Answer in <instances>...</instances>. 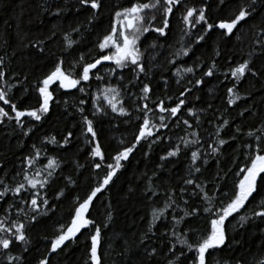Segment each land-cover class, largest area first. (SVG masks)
Masks as SVG:
<instances>
[{
    "label": "trees",
    "instance_id": "16d2710c",
    "mask_svg": "<svg viewBox=\"0 0 264 264\" xmlns=\"http://www.w3.org/2000/svg\"><path fill=\"white\" fill-rule=\"evenodd\" d=\"M134 2L136 0H105L102 16L93 25H89L87 23L88 10L80 13L70 10L76 0H0V57L4 60L5 79L8 84L16 85L10 93L13 102H16L18 107H37L36 85L52 70L58 57L65 61L64 68L66 70L79 74L82 71V67L77 65L80 56H84V62H92L94 58H97L100 53L96 48V42L110 31L115 11L129 7ZM204 2L209 6L206 13L209 22H216L217 18H228L231 10L236 6V0H225L224 4H219V0H204ZM183 3L188 7L201 6V0H183ZM57 7L65 9L59 17L50 14ZM177 7L179 10L175 11V15L171 18V30L167 37L157 40L156 34L149 32L142 38L144 46L153 41L157 44L155 49L149 48L145 53L146 67L150 70L146 82H149L153 89L152 99L162 98L174 106L180 91L184 87L192 86L188 84V81L194 82L195 79L200 78L212 60H216L218 65L216 75L211 78L205 77V83L198 89H193V92L188 95V103L183 110L181 120L189 119L190 123L194 124V128L188 129V132L193 130L198 132L201 145L193 146V150L200 148L205 153L204 158L208 160L207 165L202 168V174H195L198 177V182L208 185L211 190L210 195L214 193L213 185H220L223 191L231 193L234 184L241 178L236 175V172L239 167L243 166L245 153L248 151L244 145L252 143L246 133L250 130L255 131L264 124V80L249 78L241 82L240 95L246 96L248 93L251 95L247 99L238 100L236 104L229 106L227 87L231 86V82L226 80L223 74L229 71L230 65L225 58H232L231 66L246 59L247 52L253 46L254 37L250 25L245 24L230 37L222 36L218 30L213 29L207 34L204 41L194 44L193 41L202 27V25H198L193 30L191 37H184V40L181 41V29L184 28L181 16L185 12V8ZM257 7L259 11L253 20L257 19L261 12H264V7L259 5ZM45 8L48 11H44ZM156 15L159 17L158 12ZM77 26H80L79 33L72 31ZM52 31L56 32L55 37L47 39ZM66 34L77 41L71 48L67 47V41L64 40ZM38 39L45 40L46 50L44 53H40L37 48L33 47V43ZM189 45L192 48L188 56L178 58L176 65L167 63L172 53L180 49L181 46L188 47ZM217 50L220 51V56L215 55ZM152 55L156 56L155 60H151ZM197 58L202 63V67L196 71L194 76L186 74L181 83L177 84L176 80L179 78L173 75L176 67L194 66V61ZM109 63L105 62V65ZM74 65L76 66L73 67ZM261 65H264V60L257 59L256 66ZM111 66L114 67V65ZM100 74H103V70ZM124 76L125 80L122 85L128 83L132 74L125 70ZM25 77L27 80L24 79ZM165 80L168 81L167 85H165ZM221 81L223 82L221 83ZM117 82V77L106 78L105 81H98L93 77L87 84L82 81L81 86H86L87 96L77 89L66 92L53 85L54 100L49 116L42 122L29 121V118L25 117V121H29L25 125L26 128L34 125L32 132L26 137L23 136L21 129L16 127L14 121L9 122L7 118H4L5 123L0 124V162L5 166L3 170H0V176L7 172L8 176L5 179L9 182L15 183L22 179V177L16 176V173L26 167L22 160L32 151L33 144L38 149H42L41 162L36 164V168L46 164L48 158H56L61 163V167L57 169V178L48 191L50 205L54 204L55 210L43 215L38 224L29 228L31 251L25 254L26 264H37L38 259L47 254L50 240L57 234L59 224L70 223L75 198L77 196L83 198L89 188L94 186L96 174L92 168L93 160L90 155L92 145L88 143L84 134V125L76 106L81 98L87 99L88 103L84 105L85 114L93 119L91 116L92 95L107 83L116 85ZM25 87L28 89L26 93L23 92ZM132 91L138 93L136 88H133ZM21 95H23L22 100L20 99ZM197 96L198 100L195 98ZM168 97H172V100L168 101ZM133 99L125 93V103L130 106L133 112L130 123L124 122L128 118L117 117L115 113L111 112L106 117L95 119L98 138L107 157L114 155L118 148L130 145L134 141L140 121L135 119L137 113L134 110ZM0 107L8 110V105H4L2 101H0ZM193 107L200 117L199 126H195L194 118L189 116L186 111L187 108ZM246 107L250 109V112L245 113L243 117L239 116V112ZM201 109L205 111H200ZM10 115H14V113H10ZM153 118L155 119V117ZM174 120L175 118H173ZM224 120H228L230 123L220 132V137L228 140V143L223 146L220 152L213 154L209 145L218 146L214 143L217 139L215 134L217 127L221 126ZM184 127L182 123L179 126L172 123L171 131L161 129L162 133L171 136V141L165 140L153 145L150 151L146 146L137 147L129 162H125V167L118 173L115 184L94 201V207L90 210L91 217L99 224L108 223L109 225L102 232L100 249L102 264H141L145 260L143 246L137 248L139 237L146 228V221L150 218L149 213L152 208L154 206L162 207L163 200H158L153 204L144 199L143 191L146 183L144 173H147L148 176L152 175L160 163L159 157L166 155L172 145L180 142L177 137H184L186 140L195 139V137L186 134ZM237 127L241 128V132L238 134L236 133ZM69 131L73 133L69 146L61 148L47 143L46 138L50 139L53 136L57 141H62ZM256 134L260 135L261 133L257 132ZM233 135H236L235 140L231 139ZM121 140L125 142L123 145L120 143ZM145 152L149 153L147 157ZM189 156L190 152H182L173 164L167 166L168 170L160 174L167 186H177L182 183L181 177L187 174V167L190 163ZM197 163L200 164V161ZM14 176H16V181L12 180ZM69 176L76 181V184L65 188L66 178ZM156 182L159 183V181ZM60 189H64L65 195L57 201L54 197ZM262 195H264V185L261 186L259 194H254L255 201L258 202ZM187 198L185 195V199ZM189 203L202 205V202L196 198L190 200ZM181 206L183 207L182 202ZM253 207L254 205L251 203L246 205L248 215H251ZM109 210L112 214L110 221L107 219ZM255 210L260 211L261 208L255 207ZM244 213L245 209H242L241 213L235 214V219L230 218L231 223L226 222L230 241L229 246L217 253L220 264H225L226 261L229 264H236L237 261L240 264H257L258 260L264 259V220L253 218L241 226L238 223L239 215ZM141 217L144 218L141 219ZM194 226L203 230L206 226L205 220L203 218L196 220ZM164 230V225L159 226L157 234L159 235ZM89 237L90 230L83 229L75 241L66 242L62 250L49 256L50 264H86L91 243ZM125 240L131 246V250L127 253L124 252ZM149 244L151 246V242ZM157 247L166 252L168 244L161 240L157 243ZM177 248L179 249V245ZM188 255L191 256V253ZM164 259V255L161 254L150 264H156L157 261L164 264ZM181 260L183 264H188L186 258L182 257ZM0 264H4L3 257H0Z\"/></svg>",
    "mask_w": 264,
    "mask_h": 264
},
{
    "label": "snow or ice",
    "instance_id": "6c2138e0",
    "mask_svg": "<svg viewBox=\"0 0 264 264\" xmlns=\"http://www.w3.org/2000/svg\"><path fill=\"white\" fill-rule=\"evenodd\" d=\"M224 3L225 0H219V4ZM104 5L105 0H76L75 5L70 10L75 13L88 10L87 23L93 25L102 16ZM258 5L264 7V0H236V6L231 10L228 18H217L216 22H209V17L206 15L209 6L204 0H201L200 7H188L183 3V0H136L131 6L115 11L110 31L96 42V48L100 53L98 57L94 58L92 62H84V56H80L77 65L82 67V71L79 74L66 70L63 58L58 57L56 59L52 70L36 85L38 106L33 108L18 107L17 103L13 102L10 93L16 85L8 84L5 79L4 60L0 57V101L4 105H8L7 111L4 107H0V124L5 123L4 118H7L9 122L14 121L16 127L21 129L25 137L32 132L34 127L31 125L26 128V123L29 121L42 122L49 116L54 100L55 89L52 88L53 85L66 92L77 89L87 96V88L81 86L82 81L87 84L93 77L98 81L117 77L118 81L116 85L107 83L92 95L91 116L93 119L85 114L84 105L88 103L87 99L81 98L76 106L84 125V134L88 143L92 145L90 155L93 160L92 168L96 174L94 177L95 184L89 188L83 198L79 196L75 198L70 223L67 225L59 224L57 234L50 240L47 254L38 259L37 264H50L49 256L57 253L58 250H62L66 242L75 241L83 229L90 230L89 239L91 241L86 264H102L100 252L102 232L109 225L108 223L99 224L91 217L90 210L94 207V201L115 184L118 173L125 167V162H129L137 147L146 146L150 151L153 145L165 140L171 141V136L162 133L161 129L171 131L172 123L176 126L182 123L185 126L186 134L195 137V139L186 140L184 137H177L180 142L172 145L166 155L159 157L160 163L152 175L148 176L147 173H144L146 177L143 191L144 199L153 204L162 199L163 206L152 208L149 213L150 218L146 221V228L139 237L137 248L143 246L145 256V260L141 264H150L161 254L165 257L164 264H183L182 257L188 260V264H220L217 253L229 246L230 235L227 231V223H231L230 218L235 219V214H239L242 209H245V213L239 215L238 223L241 226L253 218L264 220V195L260 197L258 202L255 201L254 197V194L260 193L261 186L264 185V124L261 125V128L246 133L252 143L244 145L248 151L245 153L243 166L239 167L236 172V175L241 178L234 184L231 193L223 191L220 185H213L214 193L210 195L211 190L208 185L198 182V177L195 175L196 173L202 174L203 166L208 163V160L204 158L205 153L200 148L193 150V146L201 145V138L199 133L194 130L188 132V129L194 128V124L190 123L189 119L181 120V117L188 103V95L193 92V89H198L205 83V77L211 78L216 75L217 62L213 59L200 78L195 79L194 82L189 80L188 84L192 86L184 87L180 91L173 106L171 103H167L165 99H152L153 89L150 83L146 82L150 70L146 67L145 53L149 48L155 49L157 44L155 41L147 46L142 44V38L149 32L156 34L157 40L168 36L171 30V18L175 15V11L179 10L177 6L185 8V12L181 16L184 24V28L181 29V41L184 40V37H191L193 30L198 25H202V27L193 41L194 44H200L201 41H204L207 34L213 29L218 30L222 36L230 37L239 30V27H243L245 24L250 25L254 38L252 40L253 46L246 54L247 58L238 61L235 66H231V57L225 58L230 67L229 71L223 75L226 80L231 82V86L227 87L229 97L227 103L229 106L234 105L238 100L247 99L251 95V93L246 96L240 95L239 86L241 82L249 78L264 80V65L256 66L257 59L264 60V12H261L260 16L253 20L259 11ZM64 10V8L57 7L50 14L59 17ZM44 11H48V9L45 8ZM157 12L159 17L156 15ZM53 27L55 28V26ZM72 31L79 33L80 26L74 27ZM55 35L56 32L52 31L47 39H51ZM64 40L67 41L68 48L77 43L67 34L64 35ZM33 47L37 48L40 53H44L46 50L45 40H36ZM191 48V45L188 47L181 46L180 49L171 54L167 63L176 65L177 59L181 56H188ZM215 55L220 56V51L217 50ZM155 59L156 56L152 55L151 60ZM105 62L110 63L105 65ZM200 67H202V63L199 58L194 61V66L176 67L173 73L179 78L176 83L180 84L186 74L194 76ZM102 70L103 74H100ZM125 70L130 72L132 77L127 84L122 85L125 80ZM24 79L27 80V77ZM167 83L168 81L165 80V85ZM133 88L138 89V93L133 92ZM27 91L28 89L25 87L23 92L26 93ZM125 93L129 98H134V110L137 113L135 119L140 123L137 125L134 141L130 145L118 148L114 155L107 157L98 138L95 119L106 117L111 112L115 113L117 117L128 118L124 122L130 123L133 112L130 106L125 103ZM195 98L199 99L198 96ZM20 99H23V95ZM167 99L171 101L172 97ZM186 111L189 116L194 118L195 126H199L201 121L197 115V110L193 107L187 108ZM200 111L205 110L201 109ZM247 112H250V109L246 107L239 112V116L243 117ZM10 113H14V115H10ZM25 117L29 118V121H25ZM173 118H175L174 121ZM209 122L211 123V121ZM229 123L228 120H224L223 124L217 127L215 134L217 139L214 143L218 146L209 145L213 154L220 152L223 146L228 143V140L220 137V132L224 127H228ZM240 132L241 128L237 127L236 133ZM257 132L261 134L257 135ZM72 136L73 133L69 131L62 141H57L54 136L46 139L47 143L64 148L70 145ZM231 139L235 140L236 135H233ZM120 143L123 145L125 142L121 140ZM182 152H190L187 174L181 177L182 183L177 186H167L160 174L167 171V166L173 164ZM41 154L42 149H38L33 144L32 151L22 160L26 167L21 168L16 173V176L22 177L21 180L16 181V176H14L12 180L16 182H9L5 179L8 176L7 172L0 176V257H3L4 264H26L25 254L31 251L29 228L38 224L43 215L55 210V205H50L48 191L57 178V169L61 167V163L56 158H48L46 164L36 168V164L41 162ZM148 155L149 153L145 152V156ZM198 161L200 164L197 163ZM4 167V163L0 162V170H3ZM66 179L65 188L76 184L72 177L69 176ZM64 195V189H60L54 199L58 201ZM185 195H187V199H185ZM193 198L201 201L202 205L189 203ZM250 198L252 199L250 200ZM250 203L254 207L251 215H248L246 205ZM255 207H260L261 210L256 211ZM170 209L172 211H169ZM111 218L112 214L109 210L107 212L108 221ZM143 218L141 217V219ZM200 218L205 220L206 226L203 230L194 226V222ZM161 225L165 226V230L158 235V229ZM161 240L168 244L166 252L157 247V243ZM149 242H151V246ZM124 243L126 245L124 252L127 253L131 250V246L128 245L127 240ZM177 245H179V249ZM189 253L191 256L188 255ZM120 254L123 255L124 253ZM156 264H160V262L157 261ZM225 264H229V262L226 261ZM236 264H240V262L237 261ZM257 264H264V259L258 260Z\"/></svg>",
    "mask_w": 264,
    "mask_h": 264
}]
</instances>
